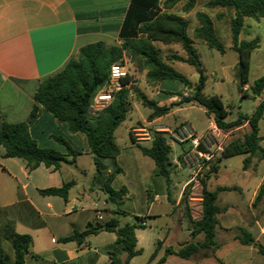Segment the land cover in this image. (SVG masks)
I'll return each mask as SVG.
<instances>
[{
  "label": "crops",
  "instance_id": "obj_1",
  "mask_svg": "<svg viewBox=\"0 0 264 264\" xmlns=\"http://www.w3.org/2000/svg\"><path fill=\"white\" fill-rule=\"evenodd\" d=\"M130 3L131 0H0V126L2 122L26 123L30 137L39 147L55 150L66 159L57 169L41 164L29 170L22 160L5 157L4 149L0 145V255L7 262L14 261L12 237L15 234L28 235L31 238V254L26 256L25 264H109L111 262L109 253H115L124 260L126 254L115 245L116 234L113 232L99 231L88 235L80 243L61 242V239L75 232L81 233L92 227L102 226L112 218L123 226L134 223L135 218L139 217L144 227L135 229L134 235L135 248L141 252L131 258L129 264H202L209 259L217 264H219L217 260L224 264L215 255L224 245V241H217L220 247L212 258L203 255L201 257V251L189 259L175 255L165 256L167 248L177 251L184 244L199 242L202 239L201 234L191 236L193 224L202 217L201 205H193L195 200L187 186L188 171L177 166L175 162L177 157L172 156L173 145L179 147V154L183 146L171 141L170 132L182 122L164 121V118L179 109L177 107L188 103H182L181 95L165 96L164 93L172 92L164 86V82L168 80L149 85L145 73L142 72L146 86L152 89L153 93L150 95L136 87V80L141 72L133 69L130 70L132 74L130 86L125 89L129 93V111L133 101L141 105L133 92L134 87L143 92L148 99L155 101L158 106L173 104L167 114L152 120H148L151 113L149 109L146 118L136 120L126 128L132 146L140 153L137 145L149 148L154 134L164 133L171 149L170 183L167 186L165 182V187L152 178L157 173L151 158L141 153L144 157L136 159L131 147L122 148L117 143V129L126 121L129 111L125 120L113 132L119 154L115 159L104 160L105 168L96 173L85 135L70 132L66 123L57 120L41 105L35 103L34 95L41 82L59 73L69 59L77 54L79 48L96 42L120 44L118 34ZM158 5L161 6V0ZM239 40H242L240 35ZM170 66L173 68V65ZM182 95L188 96L186 92ZM132 97L135 100H132ZM263 98L260 101L264 100ZM35 104L37 111L31 116ZM209 116L213 118L212 115ZM210 127H215L214 121ZM133 130L143 131L141 133L143 137L133 138L131 134ZM205 130L203 129L201 133ZM57 137L62 138L67 146L78 154L71 156ZM145 157L153 163L143 159ZM124 167L128 169L132 167L135 178L118 183V178L124 174ZM183 173H186L185 177ZM147 179L153 181L154 191L145 186ZM67 182H72V185L68 189L66 199L41 195L38 192L60 188ZM261 182L257 184L251 196L250 207L262 185ZM132 185L139 186L143 201L150 200V206L145 213L134 214V221L124 222L128 212L121 210L120 205H125V200H131ZM106 186L114 191L122 190L123 194L119 199L109 200L104 190ZM157 190H164V194L157 193ZM218 194L216 204L220 208H225L217 215L219 229L239 231L240 228H245L252 234L255 242L259 243V239L264 238V225L258 220L252 223V228L248 226L250 221L246 223L243 220L233 226H229L228 221L223 223L221 218L229 214L230 206L226 208L225 205H219ZM158 204L160 206H157ZM98 214L102 216V220L97 219ZM162 218H165L166 222L158 226V221ZM238 235L234 234L231 240L239 243L235 239ZM240 246L247 248L250 254L258 253L253 245ZM233 253L240 256L244 252L238 249ZM138 257L143 259L136 261ZM163 257L164 261L159 263Z\"/></svg>",
  "mask_w": 264,
  "mask_h": 264
},
{
  "label": "trees",
  "instance_id": "obj_2",
  "mask_svg": "<svg viewBox=\"0 0 264 264\" xmlns=\"http://www.w3.org/2000/svg\"><path fill=\"white\" fill-rule=\"evenodd\" d=\"M195 1H186L187 11L192 8ZM158 4L159 0H131L118 34L120 44L108 45L104 42H96L79 48L77 54L69 59L59 73L41 82L34 95V100L54 118L66 123L70 132H80L85 135L93 156L96 173H100L105 168L104 160L115 159L119 154V149L114 143L113 132L125 120L129 111V93L127 90L118 92L112 102L102 111L92 112L90 109L97 92L108 82L110 66L123 63L125 55L133 60L134 69L137 72L145 73V79L149 85L168 80L179 82L187 87L190 96L184 98L182 103L193 102L204 108L208 115L213 116L217 128L232 132L247 125L248 131L243 134L242 141L238 142L237 139H234L226 143L220 155L209 162L197 177L202 193V217L200 221L193 224L191 236L201 234V241L184 244L177 251L171 248L165 250V256L175 255L182 259H189L200 251L208 252L214 256V252L220 247L216 240L219 229L217 215L225 210L216 204L217 194L220 191L232 189L217 187L213 191L208 190L206 183L208 173H217L220 161L235 155H246L243 160L244 169L248 167L252 158L264 159V148L260 146L263 137L259 136L258 127L264 113V100L259 102L249 116H239L234 121L226 122L228 111L221 99L216 95L206 96L203 93L206 76L199 55L193 46V41L188 35V20L183 16L166 12ZM207 5L211 8H229L234 11V15L230 19V32L231 49L236 53L238 59V91L242 93L243 86L248 85L251 95L260 97L264 90V73L252 84H249V57L251 52L258 48L259 40L258 38L250 41L239 40V35L244 25V18L258 20L263 16L264 0H208ZM196 16L199 27L195 29V37L208 48L223 53L225 47L215 33L212 19L203 12L197 13ZM154 42L164 45L179 44L186 57L174 56L172 59L185 62L195 68L198 73L197 82L192 84L183 74L163 62L159 57V50L153 45ZM133 92L141 105L151 110L148 120L167 114L173 106V104L158 106L155 101L148 99L136 87L133 88ZM244 96L246 94L242 93V98ZM36 104L31 110V116L36 114ZM57 139L66 146L71 156L74 157L78 154L71 150L62 138L57 137ZM0 145L4 149L5 157L22 160L29 170H33L41 164L57 169L66 160L64 155L55 150L39 147L30 137L26 123L2 122ZM137 147L143 155L153 160L156 173L165 179L168 186L170 183L171 149L164 133H155L149 148L139 145ZM71 185L72 182H67L60 188H49L38 190V192L41 195H53L66 199ZM104 190L108 199L112 201L119 199L123 194L122 190L114 191L108 186ZM186 195L187 193H185ZM263 195L264 185H261L254 202L259 201ZM142 222L141 218L136 217L134 223L120 226L118 220L112 218L102 226L92 227L81 233L75 232L64 237L61 242L80 243L90 234L99 231L113 232L116 234L115 245L119 246L126 256L124 260H121L115 253H109L111 260L109 264H129L130 259L141 252L135 248L134 230L143 228ZM239 232L240 234L235 239L242 245H253L258 254L264 258V246L255 242L247 229L240 228ZM31 244L30 236L13 235L14 261L7 262L0 255V264H25L26 256L31 254ZM163 261L164 257L159 260V263ZM217 261L222 264L219 260Z\"/></svg>",
  "mask_w": 264,
  "mask_h": 264
},
{
  "label": "rangeland",
  "instance_id": "obj_3",
  "mask_svg": "<svg viewBox=\"0 0 264 264\" xmlns=\"http://www.w3.org/2000/svg\"><path fill=\"white\" fill-rule=\"evenodd\" d=\"M186 1L187 0H179L172 2L171 0H161V7H163L162 9L168 13L183 16L188 20V35L193 41V46L199 55V60L204 75L206 76V83L203 89L204 95H216L221 99L225 109L228 111L227 118L225 119L226 121H234L239 116H249L263 98L264 90L260 97H253L248 87L246 90H243L245 87L244 85L242 93H245L246 96L243 98L242 93L238 91V61L236 53L231 49L230 32V19L234 15V11L229 8H211L207 5L208 0H196L192 8L187 11ZM201 12L211 17L216 35L225 47L223 53L208 48L203 42H201V40L195 37V29L199 27L196 14ZM254 38H258L259 46L253 51L250 58L251 67L249 83H252L264 73V14L258 20L252 18L244 19V26L240 33V39L251 40ZM153 45L159 50V57L163 62L173 65V68L177 72L183 74L192 84L197 82L198 73L195 68L187 65L185 62L172 59L174 56L186 57L179 44L164 45L159 42H154ZM123 62L127 65L129 70L132 71L135 68V63L127 55L124 56ZM143 75V73L138 75L136 87L147 91V94L153 93L152 89L146 86ZM164 86H167L172 91L164 93L165 96L176 97L181 95L182 99H184L186 96L182 95L183 92L188 94L187 97L190 96V91L187 90V87L179 82L165 81ZM133 99L135 100L134 97H132V100ZM177 103L178 102H176V104ZM131 106L132 108L128 113L126 121L117 129L116 140L122 148L131 147V151L137 159L144 156L136 147L132 146L126 128L136 120L146 118L149 114V109L137 104L135 101L131 103ZM177 108L179 109L164 118V121L170 123L188 122L192 129L197 133H201L203 129H208L213 124V118L206 113L204 108L197 104H182ZM246 131H248V126L243 125L240 129L230 132L226 139L223 138V145L234 139H237L238 142L242 141V136ZM259 135L263 136L260 146L264 148V114L259 121ZM172 149V156L173 158H176L179 155L180 149L176 145H173ZM245 157L246 155L239 154L222 159L220 161V170H218L217 173H208L206 183L208 190H212L217 186L235 188V190L222 191L218 194L217 203L219 205H225L226 208L230 206L228 211L229 214L224 218H221L222 222L225 223L228 221L227 224L233 226L235 224H240L243 220L246 223L250 221L248 222L249 225H247L252 228V223L255 220L260 221L264 225V195L257 202H254L253 200L250 207L251 196L256 190L257 184L262 181L261 184L264 185V159L254 157L251 159L248 167L244 169L243 160ZM143 159L153 163L152 160L147 157ZM124 168V174L118 178V183L126 182V180L130 181L135 178L131 169L132 167H129L130 169L127 167ZM185 174L186 173H183L184 177ZM205 175L207 174L205 173ZM188 177L190 176L188 175ZM152 178L158 181L162 187H165V180L162 176L156 174L154 177L152 176ZM152 182V180L147 179L145 186L150 188L151 191H154ZM197 184L199 185V188L194 190L195 193L191 195V197L193 196L195 198L200 195L199 192L201 191V188L198 180ZM131 188L133 194L131 200H125V205H120L121 210L128 212L125 215L124 222L134 221V214H143L150 206V200L148 202L143 201L138 185H132ZM188 191L190 192V188ZM156 192L161 195L164 194V190H157ZM162 202L165 203L163 199ZM109 205L111 206V204ZM193 205L198 206V202H193ZM157 206H160V204ZM165 222L166 219L162 218L158 221V226H162ZM252 232L254 234V230ZM234 234H240V232L237 229L217 230L216 240L219 242L224 241V245L220 247V250H218L215 255L220 258L224 264H264V258L261 255L256 252H251L250 254L247 248L241 247L238 242H233L231 237ZM259 243L264 246V238L259 239ZM238 249L244 252L240 256H236L233 253V251ZM202 255L206 258H212L208 252L201 251V257ZM141 259H143V257H138L136 261H141ZM202 264L217 263L214 260L209 259Z\"/></svg>",
  "mask_w": 264,
  "mask_h": 264
},
{
  "label": "built area",
  "instance_id": "obj_4",
  "mask_svg": "<svg viewBox=\"0 0 264 264\" xmlns=\"http://www.w3.org/2000/svg\"><path fill=\"white\" fill-rule=\"evenodd\" d=\"M131 76L132 74L124 62L111 65L108 82L105 87L97 92L90 110L99 112L105 109L118 92L130 86ZM125 80L127 81L125 82ZM243 90H246V87ZM141 133L143 131H131L133 138L143 137ZM229 133L230 131L219 129L216 126L210 127L202 133H197L188 122L180 123L170 132L171 141L183 146L175 162L177 166L188 171L190 177L187 181V186L190 188L191 195L195 193L194 190L196 188H199L197 184L198 174L209 162L220 155L224 149L222 140L223 138L226 139ZM199 194V196L194 198L198 202V206L202 202L201 191ZM97 219L102 220V216L98 214Z\"/></svg>",
  "mask_w": 264,
  "mask_h": 264
}]
</instances>
